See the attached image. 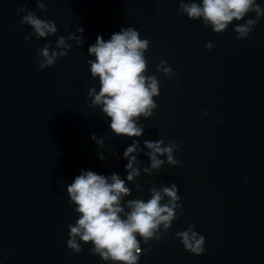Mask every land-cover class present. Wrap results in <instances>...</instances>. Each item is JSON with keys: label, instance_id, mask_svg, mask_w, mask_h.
Wrapping results in <instances>:
<instances>
[{"label": "water", "instance_id": "95a60500", "mask_svg": "<svg viewBox=\"0 0 264 264\" xmlns=\"http://www.w3.org/2000/svg\"><path fill=\"white\" fill-rule=\"evenodd\" d=\"M45 2L48 11L41 12L36 0H0V264H112L90 254L91 244H82L79 254L67 248L68 225L79 218L67 185L80 169L126 179L123 153L133 139L141 148L144 140L177 141L174 158L182 164L142 173L139 191L126 181L132 194L125 202L147 201L151 186L172 183L181 197L182 215L163 240L149 242L152 250L138 264H264V18L237 40L233 27L243 20L217 34L181 15L179 0ZM21 7L54 21L57 33L31 35ZM129 26L150 41L146 75L160 81L158 107L138 121L145 127L139 138L116 136L88 97L91 87H100L88 48L98 35L107 41ZM79 27L84 45L69 41L68 56L40 70L36 49H54L60 36L80 35ZM161 60L175 76L157 72ZM92 134L104 139L103 147ZM138 159L140 168L150 164L143 152ZM190 224L205 237L202 255L187 252L174 235Z\"/></svg>", "mask_w": 264, "mask_h": 264}, {"label": "clouds", "instance_id": "9594fccd", "mask_svg": "<svg viewBox=\"0 0 264 264\" xmlns=\"http://www.w3.org/2000/svg\"><path fill=\"white\" fill-rule=\"evenodd\" d=\"M36 4L41 12L48 11L45 0H36ZM17 11L25 13L21 24L30 26L33 29L31 35L38 39L57 33L54 21L41 19L33 11L23 7ZM178 11L189 20H202L205 27L211 26L212 31L217 34L225 32L234 21L243 20L244 23H237L233 27L237 40L248 38L258 21L264 18V7L257 0H179ZM252 13L255 15L245 19ZM77 31L80 35L73 33L67 37L60 36L54 49L50 44L36 49L35 59L40 70L51 68L59 58L68 56L72 48L69 41H74L77 46L84 45V28L79 27ZM30 38L25 36V41ZM213 46L212 42L205 45L209 50ZM149 47L150 41L141 39L140 33L129 26L112 34L107 41L98 35L95 43L88 48V55L94 57L87 61L91 76L98 78L100 85L98 92L95 87L89 89V107L100 108L110 118V129L118 137H141L145 127L139 125L138 121L141 117L150 118L158 107L154 97L160 95V81L156 75H146L148 60L145 53ZM156 70L166 77L175 76L174 70L165 60L159 62ZM204 115H208L207 110ZM91 139L96 145L103 147L102 137L92 134ZM177 151V141L165 144L163 139L144 140L141 148L140 141L133 139L123 153L127 160L126 179L117 173L106 176L80 169V174L67 185L69 203L75 205L74 210L79 217L75 224L68 225L69 239L66 245L70 252L79 254L83 250L82 244H91L90 254L99 256L102 261L138 264L140 256L152 250L149 242L163 240L173 221L182 215V211H178L182 209V204L179 203L181 197L177 184L172 183L159 188L151 186L150 199L147 201L128 199L125 202V198L132 194L126 181L134 183L139 191L141 185L135 182L142 173L152 175L153 171L159 172L165 163L182 166L181 161L174 158ZM141 152L150 161L143 168L139 167L142 162L138 155ZM113 155L120 158L115 153ZM99 158L101 161L105 159L103 154ZM194 229L195 226L190 224L186 230L174 235L187 252L199 256L206 251L205 237ZM141 240L148 245L147 248H141Z\"/></svg>", "mask_w": 264, "mask_h": 264}]
</instances>
